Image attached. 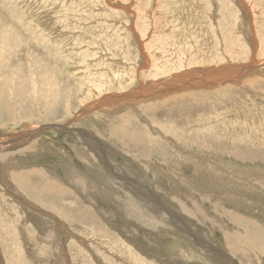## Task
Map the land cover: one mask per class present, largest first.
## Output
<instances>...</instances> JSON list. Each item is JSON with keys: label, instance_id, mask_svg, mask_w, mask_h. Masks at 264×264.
Wrapping results in <instances>:
<instances>
[{"label": "rangeland", "instance_id": "rangeland-1", "mask_svg": "<svg viewBox=\"0 0 264 264\" xmlns=\"http://www.w3.org/2000/svg\"><path fill=\"white\" fill-rule=\"evenodd\" d=\"M1 115L0 264H264V0H0Z\"/></svg>", "mask_w": 264, "mask_h": 264}, {"label": "bare ground", "instance_id": "bare-ground-1", "mask_svg": "<svg viewBox=\"0 0 264 264\" xmlns=\"http://www.w3.org/2000/svg\"><path fill=\"white\" fill-rule=\"evenodd\" d=\"M141 44L138 42V47H139V49H140V46ZM247 68V67H246ZM249 68V67H248ZM257 68V67H256ZM251 69V68H250ZM220 69H218V71H219ZM223 70V69H222ZM221 70V71H222ZM225 70V69H224ZM231 70V69H230ZM246 70V69H245ZM217 72V71H212V72H210L209 74H202L200 77H198V78H195V80L194 81H190V82H180L178 85H176L175 87H173L171 90H181V89H183V87L185 88V87H187L186 89H191V88H193V86L196 84V81L197 80H200V79H207L206 81V85H211V86H214V85H216V86H219V85H221V82H224L225 80H228V79H230V80H233V77H234V75L235 74H238V73H240L241 75L243 74V72L244 71H238V72H236V70H231L230 72H228L229 73V75H228V73L227 74H223V73H225V71H222V72ZM251 71V70H250ZM189 73H193V71H191V72H189ZM245 73V72H244ZM197 74V73H196ZM238 76V75H237ZM228 78V79H227ZM242 79V78H241ZM234 80H235V78H234ZM236 81V80H235ZM227 82V81H226ZM110 84H113L112 82H109ZM227 84V83H226ZM162 85H165V82H162ZM224 85V84H223ZM115 87H117V86H114L113 88H115ZM119 87H121V85L119 86ZM119 87L117 88V90L119 89ZM158 90H161V89H158ZM157 89H156V87L155 86H152L150 89H148V87H146V86H140V87H138V90L137 91H135V92H128L129 93V95L127 96V92H126V94L125 93H123V94H116L115 96H111V97H103V98H101L100 100H99V102H97L96 104H94L96 107H98L99 106V104L102 106V105H107V104H109L108 102L110 101V100H113L114 98H116L115 100H119V101H124V103L126 102H129V103H135L136 101H138V100H140V99H148V100H150L152 97H162V91H158ZM167 91L168 90H166L165 92H164V94L165 93H167ZM140 94V96L141 97H138L137 95H139ZM112 95V94H111ZM154 99V98H153ZM152 99V100H153ZM155 100V99H154ZM157 100V99H156ZM120 103V102H119ZM128 103V104H129ZM137 103V102H136ZM127 104V105H128ZM122 105H124V104H122ZM130 105V104H129ZM134 105V104H133ZM20 106V105H19ZM10 109V108H9ZM13 109V108H12ZM93 110V109H92ZM68 113V112H67ZM2 114V113H1ZM9 117V116H8ZM19 117V116H18ZM48 117V116H47ZM84 117V116H83ZM0 118H2V115H1V117ZM4 118V117H3ZM19 119H20V117H19ZM3 120V119H2ZM10 120H11V118H10ZM14 120H16V119H14ZM0 121H1V119H0ZM12 121H13V119H12ZM10 122V121H9ZM23 124V123H22ZM16 126V125H15ZM87 131V130H86ZM30 136V134H28V135H26V136H21V135H19L18 137H16L14 140H13V142L15 141V143L17 142H19L20 141V137H29ZM79 136V135H78ZM31 138V137H30ZM144 138V137H143ZM21 140H22V138H21ZM30 140V139H29ZM28 139H27V141H29ZM90 140V139H89ZM33 141H34V139H33ZM132 142L133 141H135V142H140V141H142L141 139H132L131 140ZM32 142V141H31ZM30 142V143H31ZM97 142V141H96ZM142 142H144V141H142ZM26 144V143H25ZM37 144V143H36ZM90 145V144H89ZM32 146H33V144H32ZM29 147H31V146H29ZM36 146H34V148H35ZM43 149V148H42ZM99 149V148H98ZM25 150V149H24ZM32 152V151H31ZM30 151H29V153H31ZM34 152V151H33ZM25 153V152H24ZM38 153V152H37ZM94 153H97V151L96 152H94ZM30 155V154H29ZM66 155V154H65ZM24 157H26V156H24ZM83 158H84V156H83ZM1 160H2V162H5L6 160H8V162H9V158H7V157H2L1 158ZM34 161V160H33ZM70 162V161H69ZM97 163V162H96ZM35 164V163H34ZM1 167V166H0ZM3 167H4V165H3ZM6 167V166H5ZM98 167V166H97ZM2 168V167H1ZM32 168V167H31ZM31 168H29V169H31ZM38 169V168H37ZM114 170H115V168H114ZM2 171V170H1ZM1 175V174H0ZM113 175H116V174H113ZM28 177H29V174H22V175H20L19 176V178H15L14 177V175H12L11 176V178L13 179V180H16L17 182H19V183H23V182H25L26 180H28ZM35 176L33 175V177L32 178H34ZM70 177H72V178H75L74 180L76 181V180H79L75 175H74V173H71L70 174ZM3 178V177H2ZM35 179H36V177H35ZM1 180V179H0ZM3 180V179H2ZM1 180V181H2ZM67 180H68V178H67ZM73 180V179H72ZM71 180V181H72ZM119 180V179H118ZM0 181V182H1ZM107 181V180H106ZM122 181V180H121ZM83 182V181H82ZM16 183V182H15ZM75 183V182H74ZM77 183V182H76ZM75 183V184H76ZM27 184V181L25 182V183H23V184H21L22 186H25ZM125 184H126V187H128V185L130 186V184H128L127 182H125ZM41 185V184H40ZM39 185V186H40ZM78 185H79V183H78ZM81 185V184H80ZM82 185H84V184H82ZM81 185V186H82ZM86 185V184H85ZM38 186V185H37ZM36 186V187H37ZM132 186V185H131ZM130 186V187H131ZM73 187V186H72ZM77 187V186H76ZM83 187V186H82ZM82 187H80V188H82ZM84 187H86V186H84ZM89 187V186H88ZM129 187V188H130ZM40 188V187H39ZM90 188V187H89ZM95 189V188H94ZM131 189V188H130ZM88 190V189H87ZM92 190V189H91ZM96 190V189H95ZM113 190V189H112ZM135 190V189H134ZM133 191V190H132ZM82 192V194H83V192H85V188H84V191L82 190L81 191ZM79 193V192H78ZM99 194V193H98ZM69 195V194H68ZM58 197V196H57ZM56 197V198H57ZM64 197H65V195H64ZM62 198V197H61ZM99 198V197H98ZM64 199V198H63ZM100 199V198H99ZM9 200V199H8ZM113 201V200H112ZM105 204V203H104ZM102 206V205H101ZM111 207V206H110ZM4 212V211H3ZM47 216V215H46ZM11 218V217H10ZM12 219V218H11ZM122 221V220H121ZM4 222V221H3ZM131 222V221H130ZM144 222V221H143ZM185 222V221H184ZM12 223V222H11ZM27 224V223H26ZM19 228V227H18ZM66 228V227H65ZM142 228H143V226H142ZM180 228V227H179ZM61 229V228H60ZM66 230V229H65ZM64 230V231H65ZM62 232V231H61ZM9 234V233H8ZM14 234V233H13ZM156 234V233H155ZM7 235V234H6ZM63 235V234H62ZM68 235V234H67ZM8 237V236H7ZM8 239V238H7ZM80 240V239H79ZM22 241V240H21ZM134 241V240H133ZM49 242V241H48ZM52 242V241H51ZM66 242H67V240H66ZM28 243V242H27ZM52 244V243H51ZM26 246V245H25ZM186 246V245H185ZM31 247V246H30ZM241 248V247H240ZM261 251V250H260ZM191 252V251H190ZM29 254V253H28ZM32 255V254H31ZM113 255V254H112ZM30 256V255H29ZM93 256V255H92ZM110 256V255H109ZM28 257V256H27ZM215 258V257H214ZM4 259V258H3ZM86 260V259H85ZM105 260V259H104ZM128 261V260H127ZM220 261V260H219ZM100 263V262H99ZM143 264V263H142ZM146 264V263H145Z\"/></svg>", "mask_w": 264, "mask_h": 264}]
</instances>
